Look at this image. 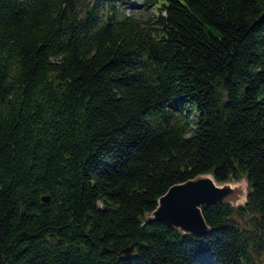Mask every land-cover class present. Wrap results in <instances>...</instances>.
I'll return each instance as SVG.
<instances>
[{"label": "trees", "instance_id": "obj_1", "mask_svg": "<svg viewBox=\"0 0 264 264\" xmlns=\"http://www.w3.org/2000/svg\"><path fill=\"white\" fill-rule=\"evenodd\" d=\"M130 5L0 0V264H264V0ZM204 173L245 203L145 223Z\"/></svg>", "mask_w": 264, "mask_h": 264}, {"label": "water", "instance_id": "obj_2", "mask_svg": "<svg viewBox=\"0 0 264 264\" xmlns=\"http://www.w3.org/2000/svg\"><path fill=\"white\" fill-rule=\"evenodd\" d=\"M229 182L236 181L218 184L220 182H217L211 174L204 173L175 183L159 196L157 205L152 212L145 214V223L160 221L184 234L204 236L209 233V226L204 220L202 206L219 202H228L237 206L231 200H238L242 190L237 186H232ZM42 201H48V196H42ZM132 248V246H127L120 253L124 257H128Z\"/></svg>", "mask_w": 264, "mask_h": 264}, {"label": "rangeland", "instance_id": "obj_3", "mask_svg": "<svg viewBox=\"0 0 264 264\" xmlns=\"http://www.w3.org/2000/svg\"><path fill=\"white\" fill-rule=\"evenodd\" d=\"M149 12L150 11L143 4L142 0H134V6H132V7L128 6V8L125 9L126 14H129V15L134 14V15L139 16L141 18L146 17L149 14ZM229 183H231L232 186H237L242 190V192L240 193V195L238 197L239 199L236 201L234 199H232L231 202L234 205H243V203L245 202V195L247 193V182H246V180L242 178L239 181L229 182ZM218 184H222V183H218Z\"/></svg>", "mask_w": 264, "mask_h": 264}]
</instances>
